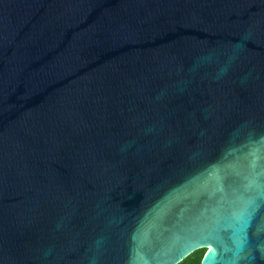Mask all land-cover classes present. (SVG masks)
<instances>
[{
    "label": "water",
    "instance_id": "water-1",
    "mask_svg": "<svg viewBox=\"0 0 264 264\" xmlns=\"http://www.w3.org/2000/svg\"><path fill=\"white\" fill-rule=\"evenodd\" d=\"M214 249L264 264V0H0V264Z\"/></svg>",
    "mask_w": 264,
    "mask_h": 264
},
{
    "label": "snow or ice",
    "instance_id": "snow-or-ice-1",
    "mask_svg": "<svg viewBox=\"0 0 264 264\" xmlns=\"http://www.w3.org/2000/svg\"><path fill=\"white\" fill-rule=\"evenodd\" d=\"M251 206V202H250ZM249 224L248 214H242L239 216L235 223H231L228 225L232 229L231 240L236 247L237 252L241 251L247 244V228ZM200 241H193L189 244L188 247L185 248L186 251H190L193 247L198 246ZM216 261V251L213 250L212 254L207 258L205 264H215Z\"/></svg>",
    "mask_w": 264,
    "mask_h": 264
},
{
    "label": "trees",
    "instance_id": "trees-1",
    "mask_svg": "<svg viewBox=\"0 0 264 264\" xmlns=\"http://www.w3.org/2000/svg\"><path fill=\"white\" fill-rule=\"evenodd\" d=\"M206 255H207V251H201L199 253H196L195 255L190 257L189 259H187L182 264H201Z\"/></svg>",
    "mask_w": 264,
    "mask_h": 264
}]
</instances>
